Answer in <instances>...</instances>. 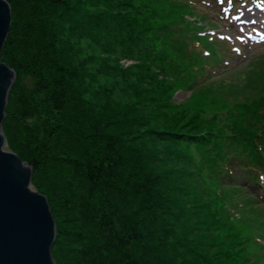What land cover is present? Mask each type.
Masks as SVG:
<instances>
[{
	"label": "trees",
	"instance_id": "trees-1",
	"mask_svg": "<svg viewBox=\"0 0 264 264\" xmlns=\"http://www.w3.org/2000/svg\"><path fill=\"white\" fill-rule=\"evenodd\" d=\"M5 1L11 9V26L0 61L15 72V81L8 95L2 133L6 149L33 168L31 188L47 198L56 225L51 250L55 264L230 262L227 252L221 262L211 259L203 252L204 238L190 236L194 230L189 227L183 205V188L170 181L166 173H156L155 154L142 142L125 145L127 136L130 141L137 138L133 131L137 122L110 112L109 106L91 97L90 70L78 61V51L67 37L72 31L67 26L75 22L84 1ZM167 1L176 10L192 11L188 2ZM188 15L181 13L172 20L182 27L178 34L184 38L186 50L166 43L175 55L165 51L157 54L161 72L183 85L211 78L203 68L205 60L189 50L187 40H196V36H188L194 29L185 22ZM247 109L245 123L234 127L231 134L235 138L227 142V159L216 164L222 147L210 153L211 167L214 165L210 181L237 193L246 189L248 182L256 184L255 171H264V105ZM215 132L197 130L192 140L198 139L193 143L204 145ZM84 166H91L93 171L84 173ZM204 167L201 165L203 172ZM241 177L247 181L239 185ZM96 183L102 186L101 191L94 187ZM201 196L195 197V208L209 212L206 203L201 205ZM200 211L194 214H205ZM61 216H67L71 228L58 222ZM212 216L232 234L235 264H261L264 248L259 234L243 233L241 239L214 210ZM240 245L244 246V256Z\"/></svg>",
	"mask_w": 264,
	"mask_h": 264
},
{
	"label": "rangeland",
	"instance_id": "rangeland-1",
	"mask_svg": "<svg viewBox=\"0 0 264 264\" xmlns=\"http://www.w3.org/2000/svg\"><path fill=\"white\" fill-rule=\"evenodd\" d=\"M83 1L75 22L67 26L72 29L67 37L78 51V61L84 62L90 70L91 97L109 106L110 112L114 110L137 122L133 128L137 138L130 141L127 136L125 145L142 142L155 154L153 169L156 173H166L170 181L183 188V205L189 227L194 230L190 236L204 238L203 252L211 259L221 262L227 252L231 261L226 260L225 264H235L232 234L215 222L213 210L232 227L235 236L239 234L242 239L243 233H256L264 240V206L247 185L239 193L215 186L210 181V172H214L210 153L215 147H222L215 158L216 164L221 159L226 160L227 142L235 138L231 134L234 127L245 123L247 108L264 105V54L259 53L260 47L235 59L228 55L233 61L229 69H221L219 76L183 85L176 77L175 80L161 72L157 54L165 51L169 56L175 55L166 43L186 50L185 40L178 34L182 27L172 20L181 13L192 15L190 9L176 10L164 0ZM218 15L219 10H214L212 17L219 23ZM187 42L189 44V39ZM210 61L214 60H207ZM31 121L35 123L37 119ZM197 130L217 131L221 135L215 132L206 144L195 146L193 142L198 138L192 139ZM229 134L232 138L223 137ZM201 165L206 166L204 172ZM83 168L84 173L93 171L91 166ZM242 179L239 185L243 184ZM94 187L102 189L98 183ZM200 195L201 205L206 203L209 212L195 208V197ZM195 210L205 214L196 215ZM66 218L61 216L57 220L71 228ZM240 246L244 256V246Z\"/></svg>",
	"mask_w": 264,
	"mask_h": 264
},
{
	"label": "water",
	"instance_id": "water-1",
	"mask_svg": "<svg viewBox=\"0 0 264 264\" xmlns=\"http://www.w3.org/2000/svg\"><path fill=\"white\" fill-rule=\"evenodd\" d=\"M11 9L0 0V56ZM15 72L0 61V264H55L56 225L47 198L31 188L33 168L5 149L2 124Z\"/></svg>",
	"mask_w": 264,
	"mask_h": 264
}]
</instances>
